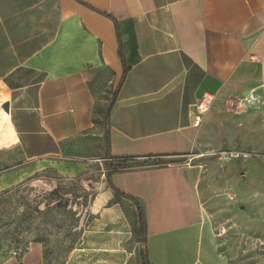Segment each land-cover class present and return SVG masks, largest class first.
Segmentation results:
<instances>
[{"label": "crops", "instance_id": "obj_1", "mask_svg": "<svg viewBox=\"0 0 264 264\" xmlns=\"http://www.w3.org/2000/svg\"><path fill=\"white\" fill-rule=\"evenodd\" d=\"M244 146L264 151V0H0V193L37 167L127 163L68 264H143L134 201L150 264H229L201 158ZM0 264H46L43 246Z\"/></svg>", "mask_w": 264, "mask_h": 264}, {"label": "rangeland", "instance_id": "obj_2", "mask_svg": "<svg viewBox=\"0 0 264 264\" xmlns=\"http://www.w3.org/2000/svg\"><path fill=\"white\" fill-rule=\"evenodd\" d=\"M201 159L207 176L202 206L220 252L229 264H264V151L224 147ZM111 162L93 160L72 177L55 167L33 168L24 181L1 192L0 263L19 257L32 243L43 246L46 264L82 258L84 232L96 219L94 203L105 191Z\"/></svg>", "mask_w": 264, "mask_h": 264}, {"label": "trees", "instance_id": "obj_3", "mask_svg": "<svg viewBox=\"0 0 264 264\" xmlns=\"http://www.w3.org/2000/svg\"><path fill=\"white\" fill-rule=\"evenodd\" d=\"M125 78V74L123 76V79ZM116 95L113 97V101L106 113V121L108 120L109 114H110V109L112 107V104L115 100ZM126 161H122V162H116V161H112L109 165V167L111 168L110 173L112 172H116L119 171L121 169H123L124 167H126ZM113 167H115L114 169H112ZM108 174V175H109ZM113 190L115 192L116 195V200H118V202L121 200L122 197L128 198L130 200L134 199L130 196H127L123 193H121L119 190L115 189L113 187ZM136 208H137V220L136 222L133 224L134 226V230L135 233L138 237V239L140 240V242L144 245L143 249H142V259H143V264H150L149 259H148V254H147V250H146V218H145V211L140 207L139 203L137 201H134Z\"/></svg>", "mask_w": 264, "mask_h": 264}, {"label": "built area", "instance_id": "obj_4", "mask_svg": "<svg viewBox=\"0 0 264 264\" xmlns=\"http://www.w3.org/2000/svg\"><path fill=\"white\" fill-rule=\"evenodd\" d=\"M215 99H216V95L214 93H211V92L203 93L202 96L198 99V101L196 103L198 115H197L195 122H194V125L196 127H199L201 125L204 116L207 115V113L213 107V105L215 103ZM238 155L239 154H236V156H238Z\"/></svg>", "mask_w": 264, "mask_h": 264}]
</instances>
